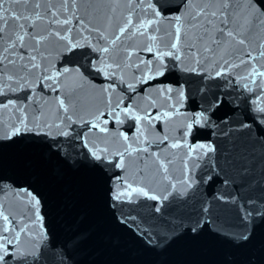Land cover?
Segmentation results:
<instances>
[{"label":"snow or ice","instance_id":"6c2138e0","mask_svg":"<svg viewBox=\"0 0 264 264\" xmlns=\"http://www.w3.org/2000/svg\"><path fill=\"white\" fill-rule=\"evenodd\" d=\"M79 2L80 0H0V97H3L0 100V114L7 113L9 119L15 117L8 124L0 121V144L31 139L43 150V159L48 164L71 168L87 166L100 172L108 184L109 208L122 211L124 204L150 208L152 216L147 219H138L131 212L116 217L118 222L131 228L137 238L148 247H167L184 235L198 237L205 232L237 247L247 244L255 227L264 224V154L257 158L255 152L250 150L241 153L239 160L226 158V163L231 159V167L236 169L243 181L242 186L248 189L249 195L241 198L242 203H238L231 193L214 197L218 202L216 208L234 212L237 221L232 230L223 232L214 227L219 217L213 214L215 209L210 203L201 202L198 208L191 211L185 207L188 203V189L195 184L191 169L186 168L184 178L178 181L183 186V191L169 181L167 187L157 193L143 182V171L138 173L139 179L130 182L125 178L129 167L126 157L140 152L148 153V147L144 145L149 142L143 137L142 130L140 136L136 135L137 125L141 122L151 125L154 121L171 118L172 112L161 115L157 110L153 115L144 111L142 115L138 106L132 107L131 102L125 105L117 100L113 103L109 97L105 103L107 111L97 109L93 120H85L86 127L77 129L73 127L75 121L69 115V107L63 99L58 104L64 118L57 117L58 122L42 119L43 112L39 105L35 106L30 118L27 108L33 83H38L43 91L45 82H48L47 86L55 90L60 77L81 68L89 72L96 71L114 82L116 72L122 67L130 66L122 61L138 55L134 50H124V56L116 59L121 51L117 42L123 44L121 37L127 40L135 37L145 39L141 51L149 53V56L132 66L138 70L134 79L140 84L149 85L150 81L165 77L169 71L180 69L177 62L183 60L182 35L186 36L187 31L195 29V39L183 49L191 56L192 66L185 67L183 71L196 73L202 67L213 78H226L232 75L233 69L247 66L248 70L246 74L239 75L238 81L233 77L232 91L203 95L207 107L198 114H192L185 125V143H173L171 147L187 148L189 159H199L201 155L215 152L216 148L211 144L197 142L189 145L187 137L198 134L199 128L211 119L214 112L226 110L224 120L229 115L239 114L240 118L236 123L239 128L248 130L249 140L246 143H250L253 149L259 145L264 150V84H258V81L264 82V66H256L258 57L264 58V51L253 56L250 50L245 49L243 57L233 58L227 45L235 43L243 46L246 42L238 31L232 29L233 16L229 10L231 0H221L223 8L220 10L205 6L195 11L191 10L192 0H135L139 8L131 7L130 4L129 14L117 33L111 37L105 34L106 28L102 29L93 24L91 19L81 15ZM210 2L215 3L216 0ZM14 5L22 7L15 8ZM246 12L264 27V0H247ZM163 20L172 24L173 40L164 48L154 47L159 38L158 25ZM217 22L221 26L217 27ZM53 40L59 42L62 54L65 55V61L55 72L48 71L41 63V46ZM93 60L96 61L95 68ZM205 61L212 63L213 72L208 71ZM69 64L72 66L69 67ZM227 84L225 79L224 86ZM250 85H257L259 92L254 91ZM241 86L251 95L238 91ZM127 88L133 92L136 90L132 83L127 84ZM25 89L27 92L24 96L17 95ZM146 90L141 89L142 92ZM101 91L109 94L113 91L112 84L107 88L102 87ZM200 91L204 92L203 89ZM160 92L171 94L173 88H163ZM177 94L179 99L185 98L183 91L178 90ZM171 98V95L165 97L166 100ZM149 103L155 105V101L150 100ZM172 107L175 112V106ZM128 119L133 121L130 125L132 138L127 134H120L118 139L122 144L118 148L107 143L110 131H116V126L124 124ZM94 133L103 136L93 139ZM224 134L227 135V132ZM156 160L162 171L167 173V165L158 156ZM257 168H260L259 179L255 175ZM220 170L223 171V168ZM216 171V167L212 166L210 173L206 178L201 177V180L205 183L215 182L212 173ZM164 179L168 180V177L165 175ZM221 182L225 185L229 183L227 179ZM6 190H11L20 198L31 215L25 213L17 219L0 204V264H72L68 243H62L55 231L45 225L47 213L41 214V210L46 208L47 202L42 201L43 194L40 190L32 184H19L0 173V193ZM141 198L155 203L140 205ZM165 202L175 215L169 213L166 218L161 214ZM148 219L155 223H148Z\"/></svg>","mask_w":264,"mask_h":264},{"label":"water","instance_id":"95a60500","mask_svg":"<svg viewBox=\"0 0 264 264\" xmlns=\"http://www.w3.org/2000/svg\"><path fill=\"white\" fill-rule=\"evenodd\" d=\"M130 4L131 7L139 8L135 0H80L78 6L82 16L91 19L93 24L102 29L106 28L105 34L111 37L117 33L129 14ZM246 4L247 0H231L229 6L233 16L232 29L238 31L246 42L243 46L235 43L227 45L233 58L243 57L245 49L250 50L253 56H258L260 51H264V27L247 14ZM205 6L220 10L223 8V3L221 0H216L215 3H211L210 0H192L191 10H199ZM13 7L22 6L14 5ZM216 26L221 25L217 22ZM158 27L159 38L153 46L164 48L173 40V26L168 20H163ZM195 32L196 30L193 29L187 31L186 36L182 35L183 60L177 62L180 64V69L169 71L165 77L150 81L149 85H155V87L140 84L134 79L138 70L132 65L138 64L140 60H146L149 56V53L141 51L146 42L145 39L135 37L127 40L121 37L123 44L121 45L120 41L117 42L121 51L116 59L119 60L124 56V50H134L138 55H133L130 60L122 61L130 66L118 70L114 82L105 79L96 71L89 72L81 68L79 71L60 77V83L55 90L47 86L48 82H45L43 91L38 83H33L32 96L27 101V108L30 118L35 106L39 105L43 112L42 119L58 122L57 117L64 118L58 104V101L63 99L65 105L69 107V115H72L75 121L73 127L77 129L86 127L84 121L93 120V114L97 109L107 111L105 103L109 97L113 103L117 100L125 105L131 102L132 107L138 106L142 115L144 111L151 112L153 115L157 110L161 115L164 112H172L171 118L154 121L151 125L144 122L137 125L136 135L140 136L142 130L143 137L149 142L144 145L148 147V153L140 152L132 157H126L129 167L125 178L130 182L133 179H139L138 173L143 171L145 174L143 182L155 192L159 193L165 189L169 181L183 191V186L178 181L184 178L186 168L191 169L195 184L193 188L188 189V203L185 207L191 211L198 208L201 202L210 203L215 209L213 214L219 217L214 227L228 232L237 223L235 214L216 208L218 202L214 197L231 193L237 198L238 203H242L241 198H246L249 192L242 186L243 181L236 169L231 167V159L239 160L241 153L250 150L254 151L258 158L264 154V150L259 145L253 149L250 143H246L249 140L248 130L239 128L236 123V120L240 118L239 114L229 115L227 120H224L226 110L214 112L211 119L199 128L198 134L187 137L189 145L197 142L211 144L216 148L215 152L201 155L199 159H189L187 148L171 147L173 143L181 145L185 143V125L190 121L192 114H198L201 109L207 107L202 96L232 91L233 77L238 81L239 75L246 74L248 70L247 66L233 69L232 75L226 78H213L203 71L202 67L196 73L183 71L185 67L192 66L191 56L183 49L195 39ZM41 49L43 51L42 66L52 72L59 70L65 61L59 42L54 40L46 42ZM200 58L203 60V56ZM205 64L208 71H214L211 62L205 61ZM96 66V61L93 60V68ZM256 66H264V58L258 57ZM169 68H171V62H169ZM38 75L39 72H37ZM225 79L228 81L226 87ZM129 83L135 85V92L127 88ZM109 84H112L113 91L109 94L103 93L101 88H107ZM258 84H264V82L258 81ZM250 86L257 93L259 92L257 85ZM168 87L173 88L171 94L160 92V89ZM141 89L147 90L142 92ZM201 89L204 90L203 93ZM178 90L184 92V99L178 98ZM238 91L251 95L242 86L238 87ZM26 92L27 89L19 91L17 95L24 96ZM168 95H171V100L165 99ZM130 98H132L131 101ZM2 99L3 97H0V100ZM150 100L155 101V105L150 104ZM172 106H175V112ZM14 119L15 117L9 119L7 113L0 114V121L4 124L11 123ZM132 123L133 121L128 119L124 124H118L116 131H110L106 142L118 148L122 144V141L118 139L120 134H127L131 139L133 133L130 125ZM109 128L111 130V125ZM225 132L227 135L224 134ZM102 136L103 134L94 133L92 138L97 139ZM252 138H255V133ZM42 152L43 150L31 139L0 144V173L19 184H32L40 190L43 194L42 201L47 202L46 208L41 210V214L47 213L45 225L55 231L62 243H68L72 264H264V224H258L252 238L240 247L207 232L198 237L184 235L167 247L146 246L131 228L124 227L116 217L131 212L138 219H147L152 216L149 207L124 204L122 211L109 208L108 184L100 172L87 166L71 168L48 164L43 159ZM157 156L167 165V173H164L157 163ZM226 158L231 159L226 163ZM212 166L217 169L212 173L215 182L205 183L201 177L206 178ZM221 168L223 171L220 170ZM259 174L260 168H257L255 173L257 179ZM165 175L168 180L164 179ZM225 179L229 181L227 185L221 182ZM139 203L151 205L155 202L141 198ZM0 204L4 205L7 211L17 219L25 213L31 215L26 205L11 190L0 193ZM169 213L175 215L173 209L165 202L164 207L161 208V214L167 218ZM148 223H155V221L148 219ZM32 230L36 231L35 228Z\"/></svg>","mask_w":264,"mask_h":264}]
</instances>
